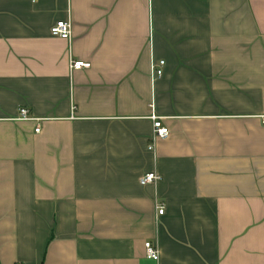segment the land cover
Here are the masks:
<instances>
[{
    "label": "crops",
    "instance_id": "1",
    "mask_svg": "<svg viewBox=\"0 0 264 264\" xmlns=\"http://www.w3.org/2000/svg\"><path fill=\"white\" fill-rule=\"evenodd\" d=\"M67 20L71 42L51 35ZM17 263L264 264V0H0V264Z\"/></svg>",
    "mask_w": 264,
    "mask_h": 264
},
{
    "label": "built area",
    "instance_id": "2",
    "mask_svg": "<svg viewBox=\"0 0 264 264\" xmlns=\"http://www.w3.org/2000/svg\"><path fill=\"white\" fill-rule=\"evenodd\" d=\"M72 22L71 20L62 21L56 23L51 28V35L53 37L61 38L63 40H67L69 42L72 41ZM165 65V62H160L158 65L153 66V77L154 78H161L163 74V67ZM91 68V64L88 62H82V61H73L71 60L70 63V70L72 72L75 71H83V70H89ZM150 119L153 122V135L152 140L155 141L156 139H167L169 137V130L167 127H165L162 123V119L159 118L155 113L152 112V115L150 116ZM18 121H30L32 120L29 117V112L26 109L20 110V116L17 118ZM40 132V128L38 127L36 129V133ZM153 150V145L151 147ZM161 180L160 176L156 173H150L146 174L143 177L140 178V184L143 186L147 185H155ZM166 209L164 205L158 206V214L160 216L164 215ZM145 250H146V257L149 260H152L154 262L160 261V250L157 242H147L145 244ZM21 264V263H17Z\"/></svg>",
    "mask_w": 264,
    "mask_h": 264
}]
</instances>
